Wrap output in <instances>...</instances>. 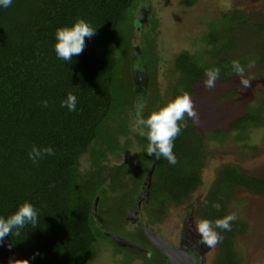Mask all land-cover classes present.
<instances>
[{
	"label": "trees",
	"instance_id": "1",
	"mask_svg": "<svg viewBox=\"0 0 264 264\" xmlns=\"http://www.w3.org/2000/svg\"><path fill=\"white\" fill-rule=\"evenodd\" d=\"M138 2L143 0H12L11 6L0 7V216L7 217L27 200L40 217L36 227L28 224L20 229V235L8 237L15 258L28 259L30 264H85L93 254L98 235L106 237L96 227L104 212L98 193L111 199V193L120 194L128 186L130 192H123L124 204L120 207L124 225L126 211L134 209L135 197L142 190L144 175L151 165L147 197L140 201L142 210H138L148 226L163 220L168 205L180 204L186 196V190L180 189L178 183L193 179L194 173L186 170L182 162L201 164L200 136L194 123L187 117L181 122L186 127L174 140L175 165L144 152L146 138L133 132L127 123L128 111L136 106L129 64ZM147 15L146 24L139 26V50L148 80L143 100L151 108L157 102L163 103L164 97L158 94L153 81L160 60L154 44L156 21L153 13ZM77 17L88 22L95 34L85 38L80 55L66 62L55 53V30L70 26ZM222 19L233 21L232 16L223 15ZM224 30L228 28L225 26ZM200 40L209 48L205 46L200 52L180 50L173 55L167 97L183 88L192 98L206 79L207 68H220L218 83L235 76L230 69L234 58L223 53L230 47L231 39L220 41L216 21L208 23ZM203 54L208 58H203ZM121 75L125 76L122 83L130 93L120 87ZM69 92L77 97L76 111L61 107ZM44 101L48 102L47 107ZM261 105L264 108V103ZM121 124L122 135H118L116 129ZM113 133L117 134L113 136V146L107 147L105 137ZM32 145L51 146L54 155L33 163L28 155ZM133 148L137 149L120 163L109 164L111 154L119 157ZM85 153L89 168L81 170L79 158ZM107 154L111 155L109 159ZM225 175L247 187L255 183L253 178L224 167L218 168L214 177L220 181ZM94 197L97 205L93 216ZM214 197L215 191L210 190L203 203L197 205L198 219L214 221L224 216L213 206ZM139 229L146 242L140 246L159 257L158 262H149L147 251L113 242V254H119L116 264H131L137 258L144 264L165 261L145 239L141 224ZM101 230L108 229L104 226ZM217 231L223 237L219 244L224 251L229 231ZM213 263L234 264L219 259Z\"/></svg>",
	"mask_w": 264,
	"mask_h": 264
},
{
	"label": "rangeland",
	"instance_id": "2",
	"mask_svg": "<svg viewBox=\"0 0 264 264\" xmlns=\"http://www.w3.org/2000/svg\"><path fill=\"white\" fill-rule=\"evenodd\" d=\"M150 13L154 14L156 21L154 44L160 60L153 81L159 95L164 98L168 96L170 61L176 52H200L205 46L209 48L200 42V38L206 34L210 21H216L220 41L231 39L230 47L225 48L223 53L241 61L245 67V78L251 80V87L244 89L236 75L226 83L216 82L213 89L205 87L204 81L198 85L192 100L199 119L190 120L200 136L201 164L198 161L182 162L186 170L194 173L193 179L178 183L180 189L186 190V196L181 199L182 203L168 205L163 220L149 227L167 242L177 245L179 232L183 228L188 234L190 231L196 232L194 222L198 216L194 208L203 203L204 197L213 190V203L220 205V214L235 213L238 218L231 224L224 251L220 249V244L208 248L198 243L204 251L202 264H211L215 259L234 264H264V108L261 105L264 103V0H143V3H137L135 20L139 18L140 24H146L147 14ZM223 15L232 16L233 21H225ZM139 26L134 24L132 29L133 50L129 64L136 104L138 98H145L148 82L146 77L144 80L141 78L145 71L140 58ZM225 26L228 30H224ZM216 45H220L219 41H216ZM202 57L208 58V55L203 54ZM249 60L255 61V67H247ZM124 78V75L120 76L119 85L130 93V89L122 83ZM137 78L142 83L139 81L140 84L136 85L134 80ZM128 113L127 123L133 125L135 109ZM233 121H236L235 125L231 126ZM121 125L116 129L118 135H122ZM116 135L113 133L105 137L107 147L113 146V136ZM134 149L137 148L120 153L119 157L113 156L116 150L112 151V156L107 154V159L111 156L109 164L120 163ZM79 164L81 170L89 168L86 153L79 158ZM220 167L251 177L255 183L247 187L242 182L232 180L229 175L220 181L215 180L214 175ZM123 192H130L128 186L123 187L120 194L118 191L111 193V199L98 193V202L102 204L104 212L96 227L101 233L112 232L143 246L146 242L139 229V225H142L139 218L141 212L125 214L123 225L120 215V207L124 204L121 201L124 199ZM139 209L142 210L141 203ZM101 226H106L108 230H101ZM107 237L98 235L93 254L85 264H116L119 254H113L114 241ZM154 259L158 262L159 257L153 255L152 260L148 261ZM141 262L142 259L137 258L131 264Z\"/></svg>",
	"mask_w": 264,
	"mask_h": 264
},
{
	"label": "clouds",
	"instance_id": "3",
	"mask_svg": "<svg viewBox=\"0 0 264 264\" xmlns=\"http://www.w3.org/2000/svg\"><path fill=\"white\" fill-rule=\"evenodd\" d=\"M11 4L12 0H0V7L7 8ZM135 24L139 26V18L135 20ZM94 34L95 29L80 17L75 18L70 26L57 27L54 43L57 57L63 61L71 62L74 56H78L83 52L85 38H91ZM247 67L249 69L255 67V61L249 60ZM230 69L232 73L239 77V83L244 89L251 87V80L245 78V67L239 60L233 59L230 63ZM219 76L220 68L205 69V87L208 89L215 88ZM137 80L138 78L134 80L135 84ZM162 99L164 100L163 103L157 102L151 108H148L147 114H145L146 101L138 98L132 131L146 138L148 143L144 152L149 156H154L157 159L163 157L170 164L175 165L177 158L173 152L174 140L181 133L182 128L186 127V124L181 122L185 120V117L193 121H198L199 117L191 96L183 88L180 89L178 94ZM43 104L45 107L48 106L47 101H44ZM76 104L77 97L71 92L61 101V107H67L69 111H76ZM28 155L33 163H38L46 156L54 155V150L51 146L39 147L32 145ZM213 206L217 209L220 208L218 203ZM237 218L235 213H228L214 221L203 217L195 220L194 229L198 233L199 242L208 248H214L223 240L217 229L231 231V224ZM39 219L37 209L32 203L27 200L21 202L10 215L7 217L0 216V242L10 235H20V229L28 224L32 225L33 228L36 227ZM152 258L153 253L147 251L146 259L152 260ZM7 264H30V261L25 258L9 257Z\"/></svg>",
	"mask_w": 264,
	"mask_h": 264
},
{
	"label": "water",
	"instance_id": "4",
	"mask_svg": "<svg viewBox=\"0 0 264 264\" xmlns=\"http://www.w3.org/2000/svg\"><path fill=\"white\" fill-rule=\"evenodd\" d=\"M145 77L146 76L144 75L141 78L144 80ZM139 81L140 83H142L141 80H138L136 81V84L139 83ZM152 168H153V165H151L146 171L144 178H143L142 190L135 197L136 203L134 205V209H128L126 211L127 215L129 213L137 212L139 210L141 199L144 200L146 198L147 193H148V187L150 183ZM96 202H97V197H94L91 203V212L93 216L95 215ZM142 231H143V234L146 240L149 242V244H151L155 250H157L164 258L168 260L167 264H195L196 263V260L192 258L190 255H188L187 253H185L182 249L176 248L170 245L163 238H161L158 234L153 232L150 229V227L145 223V221H143V224H142ZM104 234L110 237L114 241V243L119 246L133 247L137 250L147 251V249L136 244L135 242L128 240L124 237L117 236L112 232H104ZM0 251L2 255L3 264H7L9 257H14L13 249L8 240V237H6L2 242H0Z\"/></svg>",
	"mask_w": 264,
	"mask_h": 264
},
{
	"label": "flooded vegetation",
	"instance_id": "5",
	"mask_svg": "<svg viewBox=\"0 0 264 264\" xmlns=\"http://www.w3.org/2000/svg\"><path fill=\"white\" fill-rule=\"evenodd\" d=\"M138 81V80H137ZM142 82V81H141ZM195 209V208H194ZM193 211V210H192ZM139 212V211H137ZM139 216V215H138ZM141 223L143 224V217L139 216ZM139 220V221H140ZM138 221V224H139ZM142 227V225H141ZM142 230V229H141ZM143 232V231H142ZM191 232V233H190ZM189 234L187 231H185V228H183L178 235V244H171L170 245L176 247V248H180L182 249L185 253H187L188 255H190L192 258H194L196 260L195 264H202V257H203V252L202 248L203 246H199V236L197 235L196 232L190 231ZM162 238V237H161ZM146 239V238H145ZM166 241V240H165ZM148 242V241H147ZM167 242V241H166ZM149 243V242H148ZM164 258V257H163ZM165 259V258H164ZM168 260L165 259V261L163 260V262H161V264H167Z\"/></svg>",
	"mask_w": 264,
	"mask_h": 264
}]
</instances>
